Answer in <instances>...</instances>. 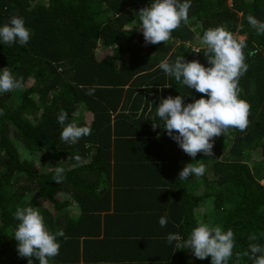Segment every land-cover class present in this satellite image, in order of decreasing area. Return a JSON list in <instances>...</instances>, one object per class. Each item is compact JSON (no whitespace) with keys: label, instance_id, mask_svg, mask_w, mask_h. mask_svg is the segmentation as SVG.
Wrapping results in <instances>:
<instances>
[{"label":"trees","instance_id":"obj_1","mask_svg":"<svg viewBox=\"0 0 264 264\" xmlns=\"http://www.w3.org/2000/svg\"><path fill=\"white\" fill-rule=\"evenodd\" d=\"M152 2L0 0V26L16 14L30 30L26 45L0 42V70L34 81L0 93V264H28L12 234L19 223L15 211L29 206L39 210L50 232L64 230L65 236L57 237L61 247L78 245L79 235L86 236L83 248L87 236L114 235V251L124 264H211L210 256L198 259L191 249H176V242L166 239L178 233L186 240L201 223L233 231L228 264H252L243 253L251 243L264 246V35L237 15L240 10L264 22V0H190L186 24L181 22L165 43L145 44L136 28L138 12ZM239 20L246 24L249 65L239 79V98L251 106L249 124L245 131L230 128L214 138L213 156L200 152L193 158L159 126L156 109L169 95H183L187 104L204 94L176 82L158 65L183 56L210 66L200 43L204 32L220 26L236 30ZM253 49L257 54L248 56ZM90 88L93 95L87 94ZM81 103L86 109L77 111ZM62 109L69 115L66 123L88 124L91 134L75 144L62 141L57 122ZM222 138L230 145L219 149ZM255 148L260 159L251 168L246 158ZM75 155L83 163L73 167ZM188 163L207 169L188 178L193 187L178 178ZM57 166L65 169L60 184L52 179ZM159 184L172 202L165 207L164 227L142 212L145 197ZM162 200L160 188L153 202ZM198 201L212 208L210 218L207 208L194 215ZM253 234L255 241L249 240ZM33 264H39L36 258Z\"/></svg>","mask_w":264,"mask_h":264},{"label":"clouds","instance_id":"obj_2","mask_svg":"<svg viewBox=\"0 0 264 264\" xmlns=\"http://www.w3.org/2000/svg\"><path fill=\"white\" fill-rule=\"evenodd\" d=\"M190 7V0H153L150 6L141 8L138 12L139 25L136 28L142 31L145 44L167 42L171 33L181 26V22L187 23ZM247 20L256 28L258 34L264 35V22L258 21L252 15ZM29 40L30 30L26 27L24 18L19 15H12L8 23L0 26V42L4 44L19 43L23 46ZM200 43L210 66L205 67L197 60L185 61L183 56L177 57L174 63L165 60L158 65L164 73L174 77L176 82L204 94L187 104L184 103L183 95H169L160 100L156 109L159 126L193 158L200 152L205 156H213L214 138L221 134L226 135L230 128L245 131L251 108L247 101L239 98L238 87L240 77L249 67L245 62V38L238 37L220 26L206 30ZM257 51L253 49L248 52V56L256 55ZM23 86V77L14 78L6 67L0 70V93L11 92ZM94 91V88H90L87 94L93 95ZM83 109H86V105L81 103L77 111ZM0 115H4L3 109H0ZM68 117L63 109L57 116V122L62 127V141L75 144L82 137L91 134L90 125L78 126L75 121L66 123ZM157 121H154L153 128L158 126ZM72 159L76 162L73 167L83 163L79 155ZM205 170L203 163H188L180 171L178 178L186 180L193 175L200 177ZM52 179L57 184L63 183L65 169L57 166ZM14 218L19 221L12 234L18 242L19 256L26 257L28 264H33V258L39 264H49V258L59 254L60 243L57 237H64V230L50 232L39 210L30 206L18 207ZM167 222L166 216L159 218L161 227L166 226ZM166 239L169 244L175 241L176 249H191V253L198 259L203 260L210 256L211 264H228L233 255L234 233L231 229L225 232L218 225L213 227L201 223L191 231L186 240H182L178 233H169ZM256 239L255 234L249 237L251 241ZM249 251H245L243 255L248 256L252 264H264V246L251 243Z\"/></svg>","mask_w":264,"mask_h":264},{"label":"crops","instance_id":"obj_3","mask_svg":"<svg viewBox=\"0 0 264 264\" xmlns=\"http://www.w3.org/2000/svg\"><path fill=\"white\" fill-rule=\"evenodd\" d=\"M190 185L193 187V179H188ZM156 183V182H154ZM160 188L163 190V200L153 202L155 200L156 194L159 192ZM166 186L164 184L158 185V190L149 194L145 197L144 200L147 201L148 206L142 210L144 217H156L160 218L161 216L167 217V211L165 207L168 204H172L166 199L165 194ZM194 188H197L195 186ZM200 209H206L207 206L203 204L196 203L193 205L194 215L199 216ZM157 210V213L155 212ZM74 213V212H71ZM86 237L85 235H79L78 245L73 247L60 246V251L57 256L54 258H49L50 264H91V263H100V264H124L123 256L119 252L114 251V235H108L103 231H100L98 234L87 236L89 238L88 246L82 247V239ZM140 264V263H138Z\"/></svg>","mask_w":264,"mask_h":264},{"label":"rangeland","instance_id":"obj_4","mask_svg":"<svg viewBox=\"0 0 264 264\" xmlns=\"http://www.w3.org/2000/svg\"><path fill=\"white\" fill-rule=\"evenodd\" d=\"M227 2H231V0H225V3L227 4ZM237 15L239 17V19H241L242 21H248L247 20V17L249 16L248 14L244 13V12H241L240 10H237ZM189 17V16H188ZM189 19V18H188ZM241 20H239L237 23H236V30H233V31H230L231 33H233L234 35L238 36V37H245V27H246V24L244 22H241ZM98 53V51L96 52ZM264 53V52H263ZM24 86L23 87H27V86H32L34 84V81H32V78L28 77L24 82ZM17 100V98H14L12 99L11 98V101L10 102H15ZM29 119H30V116H28ZM230 145V141H227L226 138H222L220 142H218V147L219 149H223L224 147L226 146H229ZM260 159V151L258 149H253L252 150V153L250 154L249 157L246 158V162L250 165V167L252 168V165H254L255 163H257V160ZM199 159H197V162H198ZM39 163H40V159L38 160ZM196 162V161H195ZM37 164V163H36ZM206 164V163H205ZM40 166V164H39ZM207 171V169H206ZM263 179L260 178L259 179V182H262ZM212 209L211 207L210 208H207V211H208V218H210L213 214L210 212V210ZM76 211H78L76 209ZM6 252V250H5ZM7 254H10V252L8 251Z\"/></svg>","mask_w":264,"mask_h":264}]
</instances>
